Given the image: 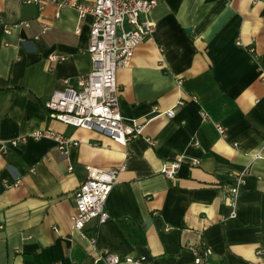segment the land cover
Returning <instances> with one entry per match:
<instances>
[{
  "label": "crops",
  "instance_id": "obj_1",
  "mask_svg": "<svg viewBox=\"0 0 264 264\" xmlns=\"http://www.w3.org/2000/svg\"><path fill=\"white\" fill-rule=\"evenodd\" d=\"M55 1L0 0V264H100L91 261L102 250L194 264L188 247L201 242L211 249L202 264H264L255 252L264 247V0H157L151 31L115 72L121 115L142 124L125 145L45 107L55 87H76L91 67V15ZM23 20L29 25L4 32ZM42 23L49 28L33 38ZM52 52L65 58L49 62ZM169 107L170 117L162 113ZM38 129L78 143L66 158L49 137L9 144ZM174 158L182 162L165 177L160 167ZM121 164L105 201L109 217L90 219L84 235L73 230L85 166ZM239 174L230 216L222 195Z\"/></svg>",
  "mask_w": 264,
  "mask_h": 264
},
{
  "label": "built area",
  "instance_id": "obj_2",
  "mask_svg": "<svg viewBox=\"0 0 264 264\" xmlns=\"http://www.w3.org/2000/svg\"><path fill=\"white\" fill-rule=\"evenodd\" d=\"M23 1L36 3L39 8H42L44 4V0ZM55 2L58 9L65 4L76 8L79 17H83L86 13L91 15L86 48L91 67L78 77L76 87L68 85L66 80L60 87H55L45 100V107L63 123L99 130L109 135L113 141L125 145L132 136L141 134L142 124L136 119L127 120L121 115L118 106L119 88L115 81V72L116 69L129 64L135 47L151 31L152 23L148 14L156 5L157 0H93L89 5L75 0ZM58 14L59 11H56L55 15ZM20 25H29V21L23 20L11 26L4 25V32L8 33L11 27ZM48 28V24L42 23L40 32L33 38H38L39 34L44 33ZM249 50L255 58L253 47L250 46ZM64 58V55L54 52L48 55L49 62ZM176 102L182 103V100L178 99ZM162 113L170 117L174 115L175 111L173 107H169ZM216 127L224 135L222 125L217 123ZM41 137L53 139L60 155L64 158L67 157L69 149L78 143L75 138L60 132L38 129L10 139L9 144L14 146L19 142L25 143L29 138L38 139ZM193 142L194 144L198 143L194 139ZM0 150H6L4 143L0 145ZM253 155L257 157L259 153L255 152ZM181 162L180 158L165 161L160 167V173L165 177L173 178ZM192 162L197 161L193 159ZM71 168V166L67 167V169ZM124 168V164L110 168L85 166L86 177L73 191L74 206L70 215L73 230L84 235L83 227L90 219L101 223L109 217L105 201L117 181L118 173ZM243 182V176L239 174L236 182L230 185L222 195V198L231 206L230 216L235 215V199ZM16 183L17 181H14L11 184L15 185ZM188 248L193 254L194 264H202L211 254L210 247L203 242L200 243V247L189 245ZM255 252L257 255L264 254V247H257ZM91 263L148 264V260L144 255L121 256L109 250H102L96 253ZM83 264L90 263L86 261Z\"/></svg>",
  "mask_w": 264,
  "mask_h": 264
}]
</instances>
